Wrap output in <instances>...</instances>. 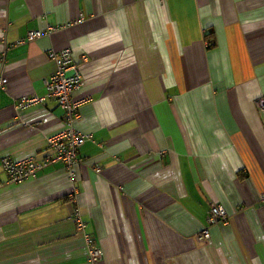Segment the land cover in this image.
I'll return each mask as SVG.
<instances>
[{"label": "crops", "instance_id": "crops-1", "mask_svg": "<svg viewBox=\"0 0 264 264\" xmlns=\"http://www.w3.org/2000/svg\"><path fill=\"white\" fill-rule=\"evenodd\" d=\"M64 49L81 164L8 184L4 159L64 129L45 85ZM0 57V264H90L85 235L98 264H264V0H0ZM212 204L227 224L202 242Z\"/></svg>", "mask_w": 264, "mask_h": 264}, {"label": "built area", "instance_id": "built-area-1", "mask_svg": "<svg viewBox=\"0 0 264 264\" xmlns=\"http://www.w3.org/2000/svg\"><path fill=\"white\" fill-rule=\"evenodd\" d=\"M52 30L53 28H48L45 32L29 31L26 39L22 42H33ZM18 43H21V41H18ZM47 58L54 64V71L45 84L47 89L46 98L52 99L62 110L64 129L59 134L48 139L47 152L41 160L32 157L21 161L4 159L2 161V169L8 176V184H21L31 180L38 171L56 162L64 164L70 175L74 177V167L81 164V159L78 156L79 149L91 138V135L82 134L75 128V122L80 119L78 112L79 102L74 101L72 96L74 92L82 87L83 79L79 65L74 64L71 60V50H50L47 53ZM0 83L5 84L6 79H1ZM46 98L23 96L17 106L18 108H27L43 103ZM259 104L264 110V99ZM227 218V213L221 205L212 204L206 219L207 226L200 232L198 239L202 242H207L210 238L209 229L211 226L226 225ZM83 227L84 223L77 216L76 229L82 230ZM84 240L89 263L98 264L102 259L101 250L95 246L90 236L85 235Z\"/></svg>", "mask_w": 264, "mask_h": 264}]
</instances>
